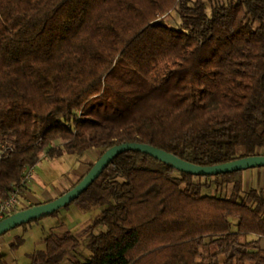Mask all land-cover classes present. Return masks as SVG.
<instances>
[{
    "label": "trees",
    "instance_id": "16d2710c",
    "mask_svg": "<svg viewBox=\"0 0 264 264\" xmlns=\"http://www.w3.org/2000/svg\"><path fill=\"white\" fill-rule=\"evenodd\" d=\"M132 141L201 166L264 155V0H0V202L43 156ZM243 188V170L196 176L126 151L73 202L106 208L72 264H264V194ZM44 244L29 264L81 241Z\"/></svg>",
    "mask_w": 264,
    "mask_h": 264
},
{
    "label": "rangeland",
    "instance_id": "374dc122",
    "mask_svg": "<svg viewBox=\"0 0 264 264\" xmlns=\"http://www.w3.org/2000/svg\"><path fill=\"white\" fill-rule=\"evenodd\" d=\"M166 19L172 27H179L180 18L176 12L171 13ZM58 143H62V141ZM261 152L264 153V150ZM100 154L101 150L92 149L83 156L65 154L54 159L43 156L41 161L28 171L29 186L20 190L16 210L20 211L30 207V205L35 206L57 199L83 175L88 173L91 164L98 159ZM260 169H264V167L243 171L244 188L240 201L253 187L259 188L260 192L264 194V170H261L257 181L255 175ZM248 175H250V179L246 181ZM203 180L205 181V179ZM231 189L232 186H228L218 190L217 186L212 184L209 189L204 190V193L229 197ZM105 208L95 207L90 210H83L72 203L69 207L62 208L56 215H47L30 222L26 227L21 225L5 232L0 235V264H29L31 261L29 255L35 250L45 247L44 239L46 236L54 230L64 231L67 229L78 235L81 245L77 250H72L61 264H72L74 259L85 262L86 258L91 256V251L87 245L89 234L85 230L92 223L93 218ZM101 229H97L96 232L99 233ZM20 238H22V243H17L19 244L17 247H12L11 243L13 241L18 242L21 240Z\"/></svg>",
    "mask_w": 264,
    "mask_h": 264
},
{
    "label": "water",
    "instance_id": "95a60500",
    "mask_svg": "<svg viewBox=\"0 0 264 264\" xmlns=\"http://www.w3.org/2000/svg\"><path fill=\"white\" fill-rule=\"evenodd\" d=\"M146 153L162 162L172 165L175 169L196 176H209L244 171L251 168L264 167V155H254L240 158L224 164L213 166H201L188 162L175 154L155 147L148 143L124 142L106 150L88 171L86 176L72 189L62 194L57 199L48 203H41L26 209L12 213L0 221V235L21 226L34 219L51 215L56 211L72 204L80 195L86 191L96 179L104 172L111 162L120 154L130 151Z\"/></svg>",
    "mask_w": 264,
    "mask_h": 264
},
{
    "label": "built area",
    "instance_id": "2783aa9c",
    "mask_svg": "<svg viewBox=\"0 0 264 264\" xmlns=\"http://www.w3.org/2000/svg\"><path fill=\"white\" fill-rule=\"evenodd\" d=\"M20 190L18 192H14L8 199L0 202V221L17 211L16 208L19 203L18 194Z\"/></svg>",
    "mask_w": 264,
    "mask_h": 264
},
{
    "label": "crops",
    "instance_id": "0c3cea01",
    "mask_svg": "<svg viewBox=\"0 0 264 264\" xmlns=\"http://www.w3.org/2000/svg\"><path fill=\"white\" fill-rule=\"evenodd\" d=\"M261 170H264V169H260V170H258L257 171V173H255V175H256V181H257V178L260 176V172H261ZM264 172V171H263ZM250 177V175H248L247 177H246V181L248 180V179H250L249 178ZM245 181V182H246ZM27 186H29V183L27 184ZM5 243V242H4ZM261 245H262V247H264V238H262V240H261Z\"/></svg>",
    "mask_w": 264,
    "mask_h": 264
}]
</instances>
